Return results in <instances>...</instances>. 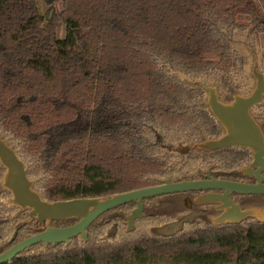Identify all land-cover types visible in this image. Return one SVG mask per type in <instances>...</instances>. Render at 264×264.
I'll list each match as a JSON object with an SVG mask.
<instances>
[{"label": "trees", "instance_id": "obj_1", "mask_svg": "<svg viewBox=\"0 0 264 264\" xmlns=\"http://www.w3.org/2000/svg\"><path fill=\"white\" fill-rule=\"evenodd\" d=\"M263 10L264 0H0V135L49 201L192 179L210 163L235 169L236 150L156 152L220 133L195 80L215 71L206 55L230 56L237 17L259 28ZM1 173L0 164V182ZM2 190L0 253L34 225ZM135 206L99 216L86 242L39 243L6 264H264L263 222L186 223L161 235L169 223L145 216L127 231Z\"/></svg>", "mask_w": 264, "mask_h": 264}, {"label": "water", "instance_id": "obj_2", "mask_svg": "<svg viewBox=\"0 0 264 264\" xmlns=\"http://www.w3.org/2000/svg\"><path fill=\"white\" fill-rule=\"evenodd\" d=\"M258 76L260 80L252 96H236L233 101L228 103L218 100L215 88H208L210 109L223 126L224 134L217 139L208 140L196 144V146L206 150H217L231 146L249 148L254 156L249 169L252 171L253 167H258L262 172L264 170V134L249 113L250 105L258 101L264 92V80L260 74ZM0 161L4 166L2 187L11 193L13 204L23 210H29L30 218L33 219L36 216L38 221L46 222L45 227L38 228L39 231L36 234L14 243L0 253V264L11 262L20 253L39 243L46 245L65 243L69 245L74 237H79L86 242L88 240V228L99 216L120 205L135 202L136 207L130 214L126 215V230L131 231L135 228V221L144 216V199L164 194L205 188L224 190L223 194H204L198 199L201 203L223 202L219 209L224 211L213 220V224L239 223L247 217H254L264 223V206L242 209L239 204L233 203L229 196L232 192L264 194V184L261 181L250 184L215 178L179 182L163 179L158 185L107 196L49 201L42 198L41 194L34 188L35 181L28 176L25 162L1 136ZM65 219H77V222L65 227L51 224L52 221ZM183 224L182 220L169 223L156 229V233L161 235L175 234L182 229ZM15 236L16 232L10 242Z\"/></svg>", "mask_w": 264, "mask_h": 264}, {"label": "flooded vegetation", "instance_id": "obj_3", "mask_svg": "<svg viewBox=\"0 0 264 264\" xmlns=\"http://www.w3.org/2000/svg\"><path fill=\"white\" fill-rule=\"evenodd\" d=\"M262 13L264 14V10L262 11ZM242 18L247 19V22L245 23L240 21V19ZM237 19L243 26L236 28L231 33L230 40H231L232 48H231L230 56L228 58L227 57L222 58L218 56L216 53H211L206 55L207 60L214 62L215 71L209 75H206L200 79L195 80V82L198 83L201 86V88L204 90V102L207 108L209 109L210 114L215 118L217 123L220 125V129H221L220 133L218 135H213L212 137L209 136L207 139H204L201 142L198 141L192 144L191 146H188V144H181L178 143V141H175L172 147H168V148L163 147L160 149L162 151L161 154L159 155L156 152V155L160 159H162L163 158L162 155L165 154L171 157L172 160H174V159H181L182 156H177L178 154L183 155L184 153H188L190 150H199L209 153L222 151V150H234V151L236 150L239 156L241 157L242 163L239 166H237L235 169H230V170L226 168H221V169L216 168L215 164L210 163L208 164V166L201 168L199 170V173L196 176V178L181 179L179 181L209 180L210 178H215L221 180L239 181L250 184H254L258 181H261L264 184V170L261 172L258 167H253L252 171L249 169L251 163L254 160L253 152L249 148H244L241 146H231L228 148L217 149V150H206L196 146V144L208 140L217 139L224 134L223 126L216 119V117L213 115L210 109V105L208 103L210 92L208 88H215V91L218 96V100L223 103H228L233 101L236 96H241V97L252 96V94L256 91L258 82L260 80L258 76L259 74L262 76L264 80V71L260 68V60H261L260 54L262 52L261 49L262 46L261 43L256 42V40L260 39L264 34V24H262L259 28H256L254 24L251 23V18L246 15H239ZM237 30H244V32L239 33L238 40L233 37V34ZM249 42H251L250 45L254 47L256 51L251 47L248 50L249 53L247 52V48H245V43H249ZM231 61H232L231 69L225 70L226 66L227 65L229 66V63ZM247 70H248V75H246L245 73V71ZM181 78L184 80L187 79V77L185 78L184 76ZM249 113L256 121V123L259 125L260 129L264 134V92L262 93V96L258 101L250 105ZM7 144L10 145L8 142ZM16 153L18 154L17 151ZM174 155L176 156L175 158ZM203 156L205 155L201 154V157ZM58 158H60V162L58 161ZM51 160L56 166H62L66 163V159L61 154L58 153L53 155L51 157ZM0 164L2 166L0 187L1 190L3 189L1 192L2 193L1 198L5 203L13 204L11 193L7 189L2 187V175L4 172V166L2 165L1 161ZM28 176H29V169H28ZM163 179H168V178H161L159 179L158 183L154 185L160 184L161 180ZM168 180L171 182H179V181H172L170 179ZM154 185H150V186H154ZM210 193L223 194L224 190L205 188L202 190L200 189V190H193V191H187L181 193L164 194L160 196L146 198L144 199V201L147 199L148 201L145 202L144 204L143 217L159 216V218L164 219L163 223H175L179 220H182L184 223L183 225H185L186 223H214L213 220L217 218L219 215H221V213H223L224 211L223 209H219L220 206L223 205V202L201 203L198 200L204 194H210ZM5 195H7V197L4 198ZM229 196L232 199L233 203L239 204V206L242 209L255 207V206L257 207L264 206V194H260V193L242 194V193L232 192L231 194H229ZM2 200L1 202H3ZM12 206L17 207V209L20 211H26L29 215V210H23L22 208L14 204ZM132 210L128 214H130ZM3 218L4 217L0 214V222L3 220ZM248 218L255 219L256 221L261 222L254 217H247L245 219ZM125 220H126V216H125ZM29 221L30 223H34V225H32V229H33L32 235L36 234L39 231L38 228L45 227V223H46V222L42 223L38 221L36 216L35 218L32 219L30 218V215H29ZM76 222L77 219H65L62 221H52L51 224L58 227H62V226L65 227ZM61 223H67V224H61ZM14 239L11 242L9 241L11 245L16 243L14 242Z\"/></svg>", "mask_w": 264, "mask_h": 264}, {"label": "rangeland", "instance_id": "obj_4", "mask_svg": "<svg viewBox=\"0 0 264 264\" xmlns=\"http://www.w3.org/2000/svg\"><path fill=\"white\" fill-rule=\"evenodd\" d=\"M52 14V13H51ZM243 19V18H242ZM240 19V21H242V22H247V19ZM62 27L63 26H60V29L58 30V33H59V36H62L63 34V30H62ZM241 32H244V30H237L234 34H233V37L235 38V39H237L238 40V36H239V33H241ZM242 40H244V39H242ZM256 42H258V43H261V46H262V52H261V54H260V58H261V60H260V68L264 71V34L262 35V37L260 38V39H258V40H256ZM250 43L251 42H249V43H245V48H247V52L249 53V49L252 47L251 45H250ZM255 51H256V49L254 48V47H252ZM257 53V52H256ZM232 64V61L229 63V66L227 65L226 66V68H225V70H230L231 69V65ZM237 64V63H236ZM245 73H246V75H248V70L247 71H245ZM250 73V72H249ZM180 76L181 77H183V75H181L180 74ZM239 77V76H238ZM240 80V79H239ZM241 81V80H240ZM239 81V82H240ZM58 161L60 162V158H58ZM158 229V228H157ZM155 233H156V231H155Z\"/></svg>", "mask_w": 264, "mask_h": 264}]
</instances>
